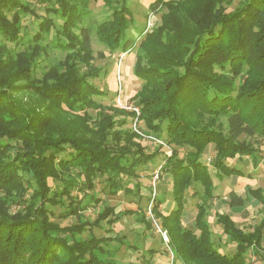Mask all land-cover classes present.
<instances>
[{
  "label": "trees",
  "instance_id": "16d2710c",
  "mask_svg": "<svg viewBox=\"0 0 264 264\" xmlns=\"http://www.w3.org/2000/svg\"><path fill=\"white\" fill-rule=\"evenodd\" d=\"M97 1L110 16L94 26L89 5ZM126 2L0 0V264H112L99 255L108 241L122 238H97L92 229L104 221L112 226L114 210L105 208L92 222L82 217L83 205L99 202L89 192L101 180L109 195L121 193L139 207L140 173L158 156L170 190L159 186L148 201L168 235L171 264H251L252 257L264 264L263 220L245 231L215 212L222 244L213 240L207 221L217 198L213 177H245L230 165L236 159L246 157L254 169L264 161L257 148L244 144L246 138L264 142V0H154L149 8L162 9L160 25L136 48L133 75L142 85L132 100L138 114L102 105L97 98L105 93L92 82L101 73L94 66L92 32L111 52L135 45L128 32L137 28ZM49 47L65 56L36 80L38 60ZM22 82L36 97L31 104L12 94ZM128 118L170 155L147 153L141 138L125 128ZM211 145L209 167L203 158ZM165 194L172 207L162 213ZM249 194L264 211V189ZM226 199L229 209L245 208L235 190ZM190 205L196 218L187 228L181 217ZM56 206L67 210L55 215L49 208ZM135 213L141 234L153 230L140 207ZM72 216L76 223L69 226L56 221ZM84 232L90 235L77 240Z\"/></svg>",
  "mask_w": 264,
  "mask_h": 264
},
{
  "label": "rangeland",
  "instance_id": "374dc122",
  "mask_svg": "<svg viewBox=\"0 0 264 264\" xmlns=\"http://www.w3.org/2000/svg\"><path fill=\"white\" fill-rule=\"evenodd\" d=\"M120 1V0H119ZM154 0H127L126 5L132 10L133 18L135 22V27L137 30L129 31V38L135 40L134 47L127 51L122 52V50H116L111 52L109 48L105 47L99 42L94 32L91 34V50L94 58V66L101 69L100 76L94 79L93 84L100 88L105 95L97 100L105 106H115L126 112H135L137 109L133 103V96L141 88L142 82L133 75L135 61H136V48L141 38L146 34L152 32L156 27L160 25L161 16L163 14L162 9H158L155 13L150 10V4ZM237 5L234 2L230 7L227 8L228 11H232ZM90 19L89 23L94 26L99 22L108 19L110 16V11L104 8L102 1H97L95 3H90L89 5ZM134 27V26H133ZM131 27V29H133ZM11 47V45H10ZM104 54V58H99L98 55ZM65 54L61 51L53 48H48L47 54L42 56L38 60L36 69L34 71V77L39 80L42 74L52 65L63 60ZM240 82L239 77L236 78V83ZM25 83H18L15 86L19 87L18 93H12L15 98L20 100L23 104L32 103L35 101L36 97L30 94L27 89L22 86ZM92 115H95L94 111H90ZM138 114V109L137 112ZM121 119V117H119ZM128 123L125 126L135 132L141 140L140 142L147 153L161 152L159 150H165L171 152L165 147V144L155 138L153 135L146 133V130L142 127L140 123H136L133 118H128ZM217 123L222 124L224 127L223 119L216 120ZM161 142V143H160ZM244 144H248L250 147L257 148L261 152V159H264V142L257 138H246ZM182 150V149H181ZM184 151V150H183ZM182 151V152H183ZM204 160L205 164L210 167L212 159L214 157V147L208 146L205 150ZM163 164V158L158 156L153 165L150 166V170L147 172H141L138 182L142 185L141 195L143 199L140 202L141 213L145 214L149 218L148 210L151 212L152 204L148 201V198H152L158 194V187L162 186L164 190H170V182L166 176H161V165ZM231 166L239 168L245 174V177H240L239 179L232 177H224L221 181L214 178L215 184V195L217 198L213 201L209 208V217L207 221L210 224L212 230V238L215 243L222 244L219 242V237L221 235L220 227L215 223L214 213H224L226 212V207L221 202L227 203L226 198L227 193L230 191L231 187L236 183V191L241 194V197L245 200V208L232 211L233 221L238 228L245 231L252 230L259 220L264 221V211L261 209V205L249 194V190H255L258 188L264 189V161L258 166L257 169L252 167L249 159L246 157L238 160H233L230 162ZM157 172L158 178L155 186L153 187L151 181L153 175ZM95 189L89 194L99 201L97 203L87 202L84 203L83 207L86 210L82 213L84 219H89L94 221L96 217L104 211L105 208H112L114 210V216L117 218L115 223L111 226L106 223V221L100 223V228L94 227L92 229V234L99 237H106L114 239L116 235L122 238L123 242L112 241L105 246V253L99 255V259L106 263L110 262L112 264H145V262H151L152 264H171L173 260V255L170 252L168 246L169 239L165 232L167 238V244L162 239L161 235L157 233L154 229L147 232L145 235L141 234L143 231V226L137 222L139 215L135 213L137 206L129 202V198H125L121 193L117 196H111L108 193V186L101 180L96 181ZM52 187L55 186L50 181ZM150 189H152L150 191ZM163 191V190H162ZM76 195L77 193L74 192ZM168 199V194L164 195ZM65 205L68 204V200H64ZM53 211L55 215L64 214L67 210L65 206H56L49 208ZM164 210L163 208H160ZM132 211V214L123 215L125 212ZM143 211V212H142ZM161 212V210H160ZM155 219V218H154ZM157 220V219H155ZM61 226H69L76 223L75 217H68L64 220H56ZM158 223L159 220H157ZM90 234L84 232L78 235L76 238L84 239ZM136 245L139 249L135 250L130 246ZM264 246V240H263ZM228 247V246H227ZM227 247H224L227 248ZM223 249V250H224ZM148 250L157 251L150 256ZM251 264H259V259L252 257Z\"/></svg>",
  "mask_w": 264,
  "mask_h": 264
},
{
  "label": "crops",
  "instance_id": "0c3cea01",
  "mask_svg": "<svg viewBox=\"0 0 264 264\" xmlns=\"http://www.w3.org/2000/svg\"><path fill=\"white\" fill-rule=\"evenodd\" d=\"M237 179H239V178H237ZM230 190L236 191V183L231 187ZM222 200H226V198L224 197V198H222ZM221 203L224 204L226 209H227L226 212H224V214L229 215L232 218V220H234L233 215H232L233 214L232 211L238 210V209H229V207L227 206V203H225V202H221ZM163 206H164V210L160 209L162 213L167 212V210H169L172 207V203L170 201V198L167 199L166 204L161 205L160 208H163ZM195 218H196L195 207H194V205H192V206L190 205L189 208H187V210L183 213V215L181 217L182 226L187 227V228L192 227L195 223Z\"/></svg>",
  "mask_w": 264,
  "mask_h": 264
},
{
  "label": "built area",
  "instance_id": "2783aa9c",
  "mask_svg": "<svg viewBox=\"0 0 264 264\" xmlns=\"http://www.w3.org/2000/svg\"><path fill=\"white\" fill-rule=\"evenodd\" d=\"M135 112H137V109H135ZM160 143H161V142H160ZM161 144H163V143H161ZM168 155H170V152H168ZM159 170H160V169H159ZM157 178H158V174H157V172H156V173L153 175V177H152V181H151L153 187L155 186V184H156V182H157ZM148 213H149V216H148V217L151 219V222H152V224H153V229H154L157 233H159V234L161 235L162 239H163L164 242L167 244V238H166V236H165V231L162 229L160 223H158V221L155 220V219L152 217V215H151V213H150V209L148 210Z\"/></svg>",
  "mask_w": 264,
  "mask_h": 264
}]
</instances>
